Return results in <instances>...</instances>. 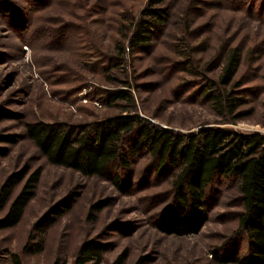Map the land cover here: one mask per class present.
I'll return each instance as SVG.
<instances>
[{
  "label": "rangeland",
  "instance_id": "374dc122",
  "mask_svg": "<svg viewBox=\"0 0 264 264\" xmlns=\"http://www.w3.org/2000/svg\"><path fill=\"white\" fill-rule=\"evenodd\" d=\"M13 2L18 13L0 16V105L6 112L0 139H14L0 140L9 150L0 157V187L24 164L41 167V176L21 221L0 230V264H16L14 255L19 264H74L89 239L112 244L100 264L123 253L124 264L140 258L145 264H234L214 260L215 253L230 259L247 247L237 228L238 208L229 206L234 198L229 183L210 189L208 216L199 230L166 231L175 216L169 174L155 173L150 156L133 164L134 190L121 194L107 179L49 164L25 136L24 123L83 124L118 114L121 106L102 100L107 90L124 88L122 80L129 83L137 113L181 131L195 130L220 119L200 95L202 77L216 79L224 51L237 47L242 62L234 81L245 96L243 117L228 125L264 133V0H169L170 23L152 47L127 54L110 69L112 59L120 57L115 45L126 46L128 29L147 0ZM70 194L71 210L47 230L42 251H32L39 242L33 225ZM101 200L107 206L90 216V206Z\"/></svg>",
  "mask_w": 264,
  "mask_h": 264
},
{
  "label": "trees",
  "instance_id": "16d2710c",
  "mask_svg": "<svg viewBox=\"0 0 264 264\" xmlns=\"http://www.w3.org/2000/svg\"><path fill=\"white\" fill-rule=\"evenodd\" d=\"M168 1L147 0L139 18L128 29L126 46L115 45L120 57L116 61L112 59L109 69L122 63L127 54L144 52L152 47L170 23ZM17 13L13 0H0V16ZM223 54L217 78L202 77L205 87L200 95L220 118L213 123L200 124L189 131L155 123L134 110L128 81L108 76V80H118L124 88L107 90L102 102L107 106H121L120 113L83 124L28 121L24 123L25 136L49 164L68 168L85 178L107 179L121 194L134 190L133 164L140 157L150 156L155 173L169 174L175 216L172 225L164 230L170 232L186 234L199 230L208 216L206 203L210 199V189L229 183L234 194L229 206L238 208L235 211L237 228L245 235L247 247L243 254L230 259H219L215 253L214 260L264 264V133L241 131L228 125L243 117L240 108L245 96L237 90L240 85L234 81L242 62L240 49L228 47ZM187 60L188 64L192 62L190 58ZM3 117L6 112L0 105V119ZM0 140L14 142L13 138ZM8 151V147L0 146V157H5ZM40 176L41 167L31 169L28 164L6 176L0 187V213H3L0 230L13 228L21 221L35 195ZM107 204L106 200L93 203L90 216ZM71 208L70 194L50 206L35 222L32 230L38 235L39 242L34 244L32 251H42L47 230ZM111 248L112 244L108 242L86 240L78 248L73 262L100 264ZM25 249H29V244ZM14 258L19 264L18 257L14 255ZM125 260L123 253L109 264H124ZM53 264L65 262L57 260ZM135 264L145 263L140 258Z\"/></svg>",
  "mask_w": 264,
  "mask_h": 264
},
{
  "label": "built area",
  "instance_id": "2783aa9c",
  "mask_svg": "<svg viewBox=\"0 0 264 264\" xmlns=\"http://www.w3.org/2000/svg\"><path fill=\"white\" fill-rule=\"evenodd\" d=\"M96 105H98V103H96Z\"/></svg>",
  "mask_w": 264,
  "mask_h": 264
}]
</instances>
